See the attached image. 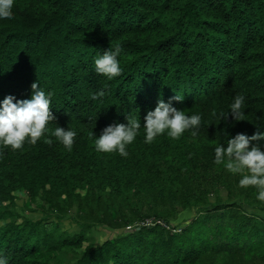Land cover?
<instances>
[{"label": "trees", "instance_id": "1", "mask_svg": "<svg viewBox=\"0 0 264 264\" xmlns=\"http://www.w3.org/2000/svg\"><path fill=\"white\" fill-rule=\"evenodd\" d=\"M13 17L0 21V101L30 99L38 82L53 94L48 127L77 136L71 151L50 132L0 149L7 264H264V202L213 162L226 136L264 131V0H15ZM115 45L122 72L108 80L94 60ZM237 95L248 120L213 117ZM160 100L200 114L198 134L145 143L144 117ZM128 114L142 125L129 155L97 152L91 133ZM223 188L228 199L212 202ZM22 192L43 216L18 211ZM193 207L182 229L170 225ZM73 210L79 228L63 230ZM95 226L131 230L97 245Z\"/></svg>", "mask_w": 264, "mask_h": 264}, {"label": "clouds", "instance_id": "2", "mask_svg": "<svg viewBox=\"0 0 264 264\" xmlns=\"http://www.w3.org/2000/svg\"><path fill=\"white\" fill-rule=\"evenodd\" d=\"M15 0H0V21H10L13 17ZM121 48L111 46L107 51L98 55L94 60L95 72L112 80L121 75L119 62ZM30 99L18 100L14 95H7L0 101V149L10 148L12 151L21 150L25 143L36 145L46 133H51L68 151L72 150L77 132L71 128L48 127L55 120L51 112L52 93L45 91L38 82L32 84ZM103 92L94 94L93 99L103 96ZM176 100L183 97L177 95ZM213 117L227 121L229 115L235 122L248 120L245 112V97L237 95L230 104L227 112H213ZM200 114L188 115L170 102L160 100L154 110H149L144 117V142L153 143L157 137L167 135L178 140L187 131L196 136L201 126ZM142 125L138 119L127 115V123H114L105 127L99 136L91 133L97 152L118 153L123 157L129 155L127 146L131 145L138 136ZM257 131L249 136L238 133L227 137L214 149V163L222 165L227 172L239 175V187L256 189V199L264 202V149L253 141L264 140V131ZM44 142L51 143L46 139ZM101 244L103 241L100 242ZM0 264H7V259L0 256Z\"/></svg>", "mask_w": 264, "mask_h": 264}, {"label": "rangeland", "instance_id": "3", "mask_svg": "<svg viewBox=\"0 0 264 264\" xmlns=\"http://www.w3.org/2000/svg\"><path fill=\"white\" fill-rule=\"evenodd\" d=\"M228 191L227 189L223 188L218 193H213L210 197L212 202L218 200H227L228 199ZM19 207L18 211H20L23 215H28L30 217H40L43 216L44 213L42 212L44 207L41 205L33 204L28 195L26 193L19 194ZM198 208L193 207L186 210H182L172 218V227L173 225L176 226L177 229H182L183 225L188 224V222L196 217ZM76 215V210H73V213H70L66 218L63 220V230L69 231H76L79 227L76 224L75 220L73 219ZM153 220V219H150ZM131 229H113L108 226H95L88 231L89 240L95 244H101L100 242H105L109 239H114L119 234L126 233ZM88 244V242L86 243Z\"/></svg>", "mask_w": 264, "mask_h": 264}, {"label": "built area", "instance_id": "4", "mask_svg": "<svg viewBox=\"0 0 264 264\" xmlns=\"http://www.w3.org/2000/svg\"><path fill=\"white\" fill-rule=\"evenodd\" d=\"M143 224H144V225L162 224V225L168 227L167 224H165L164 222H162V221H160V220H158L157 222H154L153 220H150V219H149V220H147L146 222H143Z\"/></svg>", "mask_w": 264, "mask_h": 264}]
</instances>
